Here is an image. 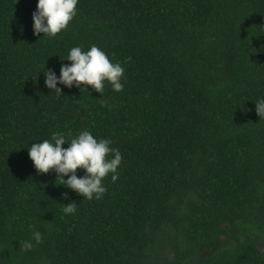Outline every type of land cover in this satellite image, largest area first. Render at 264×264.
<instances>
[{
	"label": "trees",
	"instance_id": "1",
	"mask_svg": "<svg viewBox=\"0 0 264 264\" xmlns=\"http://www.w3.org/2000/svg\"><path fill=\"white\" fill-rule=\"evenodd\" d=\"M36 3L0 0V264H264V0H78L55 36ZM93 44L122 91L45 86ZM85 129L122 154L100 199L28 155Z\"/></svg>",
	"mask_w": 264,
	"mask_h": 264
},
{
	"label": "clouds",
	"instance_id": "2",
	"mask_svg": "<svg viewBox=\"0 0 264 264\" xmlns=\"http://www.w3.org/2000/svg\"><path fill=\"white\" fill-rule=\"evenodd\" d=\"M77 4L78 0H37L36 9L32 12L33 34L55 36L66 29L76 15ZM66 58L71 63L61 64L59 75L51 68L43 70L45 86L54 90L56 95L62 94L58 84L81 89H86L82 84L91 85V90L102 94L104 82L107 81L114 92L123 90V65L119 61H111L99 46L93 44L86 51L80 45L73 46ZM255 104L259 118L264 116V97ZM66 141L68 146L62 147ZM112 143L110 138H97L91 131L85 129L70 139L62 132H53L50 139L35 141L27 147L37 173H47L51 169L56 173V177L60 178L59 184L74 190L82 195L83 199L91 200L102 198L107 191L103 179L109 173L113 182L118 178L122 154L118 148L111 147ZM78 168L83 170V175H77ZM63 195L67 197L68 193ZM63 211L65 214L75 213L76 204L73 202L64 204ZM32 239L40 243L42 233L34 231ZM32 246L31 241H25L23 244L24 249H31Z\"/></svg>",
	"mask_w": 264,
	"mask_h": 264
}]
</instances>
